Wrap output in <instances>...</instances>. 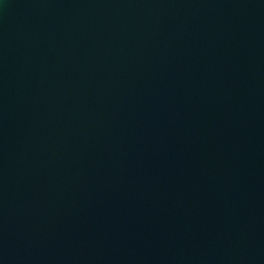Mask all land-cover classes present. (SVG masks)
<instances>
[{
	"label": "water",
	"instance_id": "95a60500",
	"mask_svg": "<svg viewBox=\"0 0 264 264\" xmlns=\"http://www.w3.org/2000/svg\"><path fill=\"white\" fill-rule=\"evenodd\" d=\"M0 264H264V0H0Z\"/></svg>",
	"mask_w": 264,
	"mask_h": 264
}]
</instances>
